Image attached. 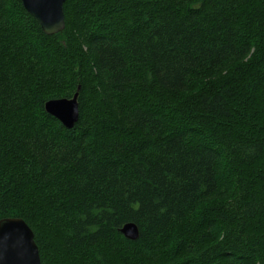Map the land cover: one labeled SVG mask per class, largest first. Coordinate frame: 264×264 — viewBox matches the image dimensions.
<instances>
[{
    "label": "trees",
    "instance_id": "1",
    "mask_svg": "<svg viewBox=\"0 0 264 264\" xmlns=\"http://www.w3.org/2000/svg\"><path fill=\"white\" fill-rule=\"evenodd\" d=\"M64 10L0 0V220L42 264H264V0ZM79 86L71 129L45 103Z\"/></svg>",
    "mask_w": 264,
    "mask_h": 264
},
{
    "label": "water",
    "instance_id": "2",
    "mask_svg": "<svg viewBox=\"0 0 264 264\" xmlns=\"http://www.w3.org/2000/svg\"><path fill=\"white\" fill-rule=\"evenodd\" d=\"M25 9L33 15L47 34H56L66 28L65 3L67 0H22ZM80 89L72 98L51 99L46 111L59 119L63 125L74 128L80 118ZM121 233L137 240L140 230L133 222L126 223ZM0 264H42L35 233L22 218L0 220Z\"/></svg>",
    "mask_w": 264,
    "mask_h": 264
},
{
    "label": "bare ground",
    "instance_id": "3",
    "mask_svg": "<svg viewBox=\"0 0 264 264\" xmlns=\"http://www.w3.org/2000/svg\"><path fill=\"white\" fill-rule=\"evenodd\" d=\"M22 2H23V1H22ZM37 21H38V20H37ZM39 24H40V23H39ZM40 26H41V25H40ZM41 28H42V27H41ZM43 31H44V30H43ZM44 32H45V31H44ZM45 33H46V32H45ZM58 33H60V32H58ZM46 34H47V33H46ZM56 34H57V33H56ZM49 35H51V34H49ZM52 35H53V34H52ZM79 87H80V86H79ZM79 87H78V88H79ZM77 90H78V89H77ZM76 92H77V91H76ZM76 92H75V93H76ZM74 95H75V94H74ZM74 95H73V96H74ZM62 98H68V97H62ZM71 98H72V97H71ZM56 99H59V98H56ZM50 100H51V99H50ZM48 101H49V100H48ZM46 102H47V101H46ZM45 104H46V103H45ZM79 104H80V103H79ZM47 113H48V112H47ZM50 115H51V114H50ZM58 120H59V119H58ZM62 124H63V123H62ZM64 126H65V125H64ZM66 127H67V126H66ZM67 128H69V127H67ZM16 218H17V217H16ZM18 218H19V217H18ZM32 230H33V229H32ZM139 230H140V229H139ZM35 241H36V240H35Z\"/></svg>",
    "mask_w": 264,
    "mask_h": 264
}]
</instances>
